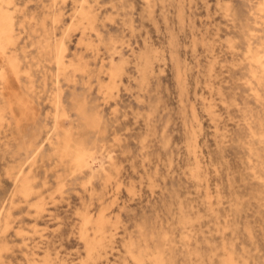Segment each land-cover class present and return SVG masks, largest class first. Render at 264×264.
I'll return each mask as SVG.
<instances>
[{
    "label": "rangeland",
    "instance_id": "obj_1",
    "mask_svg": "<svg viewBox=\"0 0 264 264\" xmlns=\"http://www.w3.org/2000/svg\"><path fill=\"white\" fill-rule=\"evenodd\" d=\"M66 1L8 7L0 264H264V0ZM66 132L79 172L54 155Z\"/></svg>",
    "mask_w": 264,
    "mask_h": 264
},
{
    "label": "bare ground",
    "instance_id": "obj_2",
    "mask_svg": "<svg viewBox=\"0 0 264 264\" xmlns=\"http://www.w3.org/2000/svg\"><path fill=\"white\" fill-rule=\"evenodd\" d=\"M66 1V0H65ZM55 2V1H54ZM67 2V1H66ZM14 3V2H13ZM63 3V2H62ZM89 3V2H88ZM11 4V0H0V58H2L3 60L4 59H7V65L6 66H8V70H11L12 72H15V70H16V68H17V65H16V63L15 62H18L17 60L15 61L14 59H10V58H7L6 57V51H7V49H8V47H10L11 45H12V36H13V32H15L14 31V26H15V24L13 25V19H12V17L9 15V11H8V7H9V5ZM13 5V4H12ZM65 7V6H64ZM261 7V6H260ZM58 8H59V6H58ZM57 8V9H58ZM259 8V7H258ZM56 9V10H57ZM261 9V8H260ZM16 10V9H15ZM264 10V9H263ZM22 13V12H21ZM63 14V13H62ZM12 15V14H11ZM231 15V14H230ZM64 18V17H63ZM17 20V19H16ZM29 20H30V18H29ZM28 20V21H29ZM58 20V19H57ZM60 20V19H59ZM44 21V20H43ZM48 21V20H47ZM62 21V20H61ZM97 22V21H96ZM56 23H57V21H56ZM61 25H62V23H60ZM22 25V24H21ZM57 25V24H56ZM97 26V25H96ZM56 28V27H55ZM21 29V28H20ZM58 29V28H57ZM17 30V29H16ZM99 30V29H98ZM56 31V30H55ZM100 31V30H99ZM14 34H16V33H14ZM42 34V33H41ZM39 36V35H38ZM83 37H85V36H83ZM82 37V38H83ZM70 38V37H69ZM95 38V37H94ZM98 39V38H97ZM71 40V39H70ZM85 40V39H84ZM96 40V39H95ZM104 40V39H103ZM114 41V40H113ZM119 41V40H118ZM117 41V42H118ZM115 42V41H114ZM113 42V43H114ZM104 43H106V41H104ZM91 44V43H90ZM110 45V44H109ZM101 46V45H100ZM67 47V46H66ZM113 47V46H112ZM117 47V46H116ZM14 48V47H13ZM17 48V47H16ZM10 49V48H9ZM89 49V48H88ZM101 49V48H100ZM14 50V49H13ZM98 50V49H97ZM9 51V50H8ZM16 51V50H15ZM46 51V53L47 54H51V56H52V58L54 59V61L56 62V64H57V66L59 67V68H61L62 70H64L65 69V67H64V52H65V49H64V47H63V45H59V46H57V48H55V49H52L51 51L50 50H45ZM67 51V50H66ZM114 51V50H113ZM91 52V51H90ZM9 53H10V51H9ZM95 53V52H94ZM105 53H106V51H105ZM173 53V52H172ZM35 55V54H34ZM9 56V55H8ZM109 57V56H108ZM19 58V57H18ZM114 59V58H113ZM160 59V58H159ZM158 59V60H159ZM133 60V59H132ZM181 60V59H180ZM23 61V60H22ZM42 61V60H41ZM66 61V60H65ZM132 62V61H131ZM181 62V61H180ZM185 62V61H184ZM256 63H257V61H255ZM44 64V63H43ZM46 64V63H45ZM88 64V63H87ZM131 64V63H130ZM142 64V63H141ZM182 64V63H181ZM180 64V65H181ZM20 65V64H19ZM22 65V64H21ZM54 65V64H53ZM260 65V64H259ZM261 65H262V63H261ZM185 66V65H184ZM20 67V66H19ZM182 67V66H181ZM50 68V67H49ZM74 69H72L73 70V72H77V70H79V69H77L76 67H73ZM129 68V67H128ZM5 69V68H4ZM54 69V68H53ZM251 70H252V68H250ZM5 70H7V69H5ZM122 70H123V68L121 67V66H113V68H112V70H111V73H110V76H111V78L112 79H115V78H117V77H119L121 74H122ZM182 70V69H181ZM186 70V69H185ZM254 70H257V69H254ZM253 70V71H254ZM263 70V69H262ZM20 71V70H19ZM91 71V70H90ZM96 71V70H95ZM127 71V70H126ZM175 71V70H174ZM249 71V70H248ZM9 72V71H8ZM78 72H80V71H78ZM94 72V71H93ZM136 72V71H135ZM144 72V71H143ZM262 72V71H261ZM66 73V72H65ZM95 73V72H94ZM100 73V72H99ZM102 73V72H101ZM187 73V72H186ZM254 73V72H253ZM252 73V74H253ZM256 73V72H255ZM258 73V72H257ZM77 74V73H76ZM151 74V73H150ZM251 74V73H250ZM249 74V75H250ZM261 74V73H260ZM1 75V77H2V74H0ZM65 75V74H64ZM81 75V74H80ZM85 75V74H84ZM100 75V74H99ZM186 75V74H185ZM254 75V74H253ZM55 76V75H54ZM70 76V75H69ZM74 76H75V74H74ZM82 76H83V74H82ZM95 76H96V74H95ZM175 76V75H174ZM61 77V76H60ZM71 77H72V75H71ZM77 77V76H76ZM100 77H102V76H100ZM139 77V76H138ZM147 77V76H146ZM151 77V76H150ZM186 77V76H185ZM184 77V78H185ZM260 77V76H259ZM263 77V76H262ZM17 78V77H16ZM15 78V79H16ZM63 79H64V77H62ZM96 78V77H95ZM149 78V77H148ZM251 78H253V76H251ZM258 78V77H257ZM29 79V78H28ZM33 79V78H32ZM89 79V78H88ZM90 79H92V78H90ZM94 79V78H93ZM139 79V78H138ZM137 79V80H138ZM202 79V78H201ZM262 79V78H261ZM95 80V79H94ZM149 80V79H148ZM147 80V81H148ZM251 80V79H250ZM259 80V79H258ZM257 80V81H258ZM60 81V80H59ZM61 81H62V79H61ZM64 81V80H63ZM256 81V80H255ZM70 82V81H69ZM85 82V81H84ZM145 82V81H144ZM183 82H185V81H183ZM259 82V81H258ZM27 83V82H26ZM55 83V82H54ZM180 83H181V81H180ZM214 83V82H213ZM28 84H31V83H28ZM34 84V83H33ZM82 84V83H81ZM90 84V83H89ZM98 84V83H97ZM41 85H42V83H41ZM79 85H80V83H79ZM261 85V84H260ZM34 86V85H33ZM89 87L91 86V85H88ZM143 86V85H142ZM141 86V87H142ZM220 86V85H219ZM35 87V86H34ZM40 87V86H39ZM84 87V86H83ZM186 87V86H185ZM137 88H138V90H139V87L137 86ZM136 88V89H137ZM24 89V88H23ZM45 89V88H44ZM52 90V89H51ZM54 90H55V88H54ZM53 90V91H54ZM82 90V89H81ZM138 90H136V91H138ZM26 91V90H25ZM25 91H24V93H25ZM45 91V90H44ZM89 91V90H88ZM181 91V90H180ZM36 92V91H35ZM42 92H43V90H42ZM82 92V91H81ZM43 93H45V92H43ZM47 93V92H46ZM181 93V92H180ZM27 94V93H26ZM29 95V94H28ZM91 95V94H90ZM24 96V95H23ZM31 96V95H30ZM45 96V95H44ZM84 95H82L81 96V98L83 97ZM257 96V95H256ZM26 97V96H25ZM29 97V96H28ZM32 97V96H31ZM49 97V96H48ZM87 97V96H86ZM221 97V96H220ZM76 99H77V97H75ZM81 98H80V100H81ZM84 98V97H83ZM32 99V98H31ZM58 99V98H57ZM87 99H88V97H87ZM55 100V99H54ZM79 100V101H80ZM83 100V99H82ZM253 100V99H252ZM24 101V100H23ZM27 101V100H26ZM53 101V100H52ZM74 101V100H73ZM76 101V100H75ZM61 102H62V100L60 99V104H61ZM84 101H82L80 104H82ZM55 103H56V101H55ZM97 103V102H96ZM255 103V102H254ZM77 104H78V102H77ZM17 105H19L20 107L22 106L23 107V103L21 102V100H18V104ZM52 105H54V104H52ZM62 105H63V103H62ZM74 106L76 105V104H73ZM99 104H97V107H99L98 106ZM55 106V105H54ZM73 106V107H74ZM204 106V105H203ZM59 107V106H58ZM62 107V106H61ZM77 107H79V106H77ZM64 108V107H63ZM4 109V108H3ZM78 109V108H77ZM81 109V108H80ZM79 109V112H80V114L79 113H77V114H79V116H81L82 117V119H83V122H84V125H85V128H86V131L87 130H91V129H95V128H97L98 127V125H99V117L98 116H100V114H96V111L93 113V112H91V113H88V112H86L85 111V109H81L80 110ZM2 110V109H1ZM1 110H0V123H1V121H2V112H1ZM5 111V110H4ZM54 111V110H53ZM61 111V110H60ZM72 111V110H71ZM65 112H66V110H65ZM68 113V112H67ZM75 113H76V111H75ZM5 114H6V112H5ZM59 115L61 114V112H59L58 113ZM7 115V114H6ZM199 115H200V113H199ZM202 116V115H201ZM66 117H67V115H66ZM193 117V116H192ZM203 117H205V116H203ZM5 118V117H4ZM61 119V118H60ZM258 119V118H257ZM57 120V119H56ZM82 121V120H81ZM80 124V123H79ZM84 125L82 126V127H84ZM104 125H102V127H103ZM194 126V125H193ZM212 126V125H211ZM54 127V126H53ZM101 127V126H100ZM197 127V126H196ZM263 127V126H262ZM81 131V130H80ZM96 131V130H95ZM102 131V130H101ZM56 132H57V130H56ZM58 133V132H57ZM59 134V133H58ZM96 134V133H95ZM99 134V133H98ZM88 135H90V134H88ZM87 135V136H88ZM101 135V134H100ZM60 136V135H59ZM83 137V136H82ZM190 138V137H189ZM55 139V138H54ZM217 139V138H216ZM85 142H87V141H85ZM58 144H57V146L55 147V149H54V155L55 156H57L58 157V160L60 159L61 160V162L62 161H64V162H66L67 164H68V166L71 168V169H73V171H76V172H79V171H81L82 169H84L86 166H87V159H88V146H87V143L85 144L84 143V141L82 140V139H80L79 137H74L73 135H71L70 133H64V134H62V137L60 138V137H58V142H57ZM191 143V142H190ZM190 145V144H189ZM192 145H193V142H192ZM191 146V145H190ZM196 146H197V144H196ZM195 148V147H194ZM218 148V147H217ZM8 149V148H7ZM199 149V148H198ZM200 150V149H199ZM186 151V150H185ZM196 151H197V149H196ZM201 151V150H200ZM195 152V151H194ZM196 153V152H195ZM251 153V152H250ZM201 154V153H200ZM253 154V153H252ZM51 155V154H50ZM191 155V154H190ZM250 155V154H249ZM195 156H197V155H195ZM220 156V155H219ZM222 156V155H221ZM221 156H220V158H221ZM186 158H187V156H186ZM193 158V157H192ZM201 158V157H200ZM208 158V157H207ZM191 160V159H190ZM221 160V159H220ZM224 160V159H223ZM222 160V161H223ZM35 161V160H34ZM186 161V160H185ZM60 162V163H61ZM193 162V161H192ZM188 163H189V159H188ZM191 163V162H190ZM194 164V163H193ZM217 164H219V163H217ZM62 165V164H61ZM218 166V165H217ZM67 167V166H66ZM199 167V166H198ZM201 167H202V164H201ZM220 167H222V166H220ZM63 169H64V166L62 167ZM68 168V167H67ZM220 169V168H219ZM222 169V168H221ZM228 169V168H227ZM65 170V169H64ZM204 172V171H203ZM222 172V171H221ZM188 173V172H187ZM202 173V172H201ZM215 173V172H214ZM213 173V174H214ZM217 175H219L218 173H216ZM102 175V174H101ZM74 176V175H73ZM213 176V175H212ZM190 177V176H189ZM209 177V176H208ZM220 177V176H219ZM222 177V176H221ZM214 178H216V177H214ZM218 179V178H217ZM216 179V181H218ZM220 179V178H219ZM32 180V179H31ZM26 181H27V179H26ZM204 181V180H203ZM25 182V181H24ZM30 182V181H29ZM28 182V183H29ZM193 182V181H192ZM198 183V182H197ZM26 184V183H25ZM211 185V184H210ZM30 186H32V185H30ZM197 186V185H196ZM199 186V185H198ZM198 186L196 187V188H198ZM204 187V186H203ZM232 187V186H231ZM20 188V187H19ZM195 188V187H194ZM221 188V187H220ZM228 188V187H227ZM16 189V188H15ZM30 188H29V186L26 184V185H23L22 186V194H26L27 192H28V190H29ZM216 189V188H215ZM31 190V189H30ZM55 190H56V188H55ZM198 190V189H197ZM199 190H200V188H199ZM202 190V189H201ZM220 190V189H219ZM59 191V190H58ZM217 191V190H216ZM232 191V190H231ZM17 192V191H16ZM197 192V191H196ZM222 192V191H221ZM20 193V194H21ZM209 193V192H208ZM15 194V193H14ZM19 194V195H20ZM234 194V193H233ZM221 197H222V195H221ZM19 198V197H18ZM27 198V197H26ZM22 199V198H21ZM209 203V202H208ZM209 208V207H208ZM102 214V213H101ZM101 214H99V215H101ZM166 237V236H165ZM144 244V243H143ZM160 256V255H159ZM134 262V261H133Z\"/></svg>",
    "mask_w": 264,
    "mask_h": 264
}]
</instances>
